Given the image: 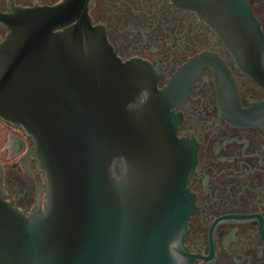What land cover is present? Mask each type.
<instances>
[{
	"label": "water",
	"instance_id": "1",
	"mask_svg": "<svg viewBox=\"0 0 264 264\" xmlns=\"http://www.w3.org/2000/svg\"><path fill=\"white\" fill-rule=\"evenodd\" d=\"M170 1L197 13L237 60L264 41L246 0ZM95 2L9 0L0 10V121L33 140L26 158L47 184L43 210L26 215L4 198L0 163V264H193L184 245L192 195L182 183H146L147 162L165 163L177 144L174 116L149 101L129 107L150 88L141 77L150 67L117 58L93 24ZM9 150L22 154L24 141Z\"/></svg>",
	"mask_w": 264,
	"mask_h": 264
},
{
	"label": "flooded vegetation",
	"instance_id": "2",
	"mask_svg": "<svg viewBox=\"0 0 264 264\" xmlns=\"http://www.w3.org/2000/svg\"><path fill=\"white\" fill-rule=\"evenodd\" d=\"M0 1L7 12L9 0ZM14 1L29 7L61 0ZM246 1L264 33V0ZM89 13L123 64L150 67L141 72L150 88L140 89L139 103L129 107L149 101L165 118L174 116L177 144L171 154L167 147L165 163L147 162L146 183H182L192 195L184 245L193 264H264V41L242 49L237 60L197 13L170 0H96ZM6 33L0 28V41ZM3 124L4 198L26 215L42 211L46 180L26 158L34 142L20 127ZM13 138L24 141L25 151L10 158ZM186 169L185 183L179 172ZM113 174L123 177L119 160Z\"/></svg>",
	"mask_w": 264,
	"mask_h": 264
},
{
	"label": "rangeland",
	"instance_id": "3",
	"mask_svg": "<svg viewBox=\"0 0 264 264\" xmlns=\"http://www.w3.org/2000/svg\"><path fill=\"white\" fill-rule=\"evenodd\" d=\"M22 3H27V1H20ZM5 4V1H0V5ZM1 39V38H0ZM7 134L8 130L5 125L0 121V161H4L6 159L7 154Z\"/></svg>",
	"mask_w": 264,
	"mask_h": 264
}]
</instances>
